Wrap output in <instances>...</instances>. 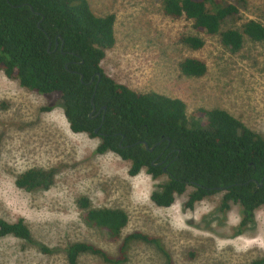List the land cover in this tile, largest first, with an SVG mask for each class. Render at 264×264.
Segmentation results:
<instances>
[{
	"label": "rangeland",
	"instance_id": "1",
	"mask_svg": "<svg viewBox=\"0 0 264 264\" xmlns=\"http://www.w3.org/2000/svg\"><path fill=\"white\" fill-rule=\"evenodd\" d=\"M87 1L97 15L115 14V44L101 64L116 82L138 92L180 98L189 116L198 108L225 109L264 137V40L246 38L234 53L218 36L195 31L185 19L165 16L160 0ZM236 5L238 18L223 27H240L249 19L264 25V0ZM181 34L198 35L204 45L189 48L179 40ZM186 57L203 60L206 73L183 75L179 63ZM51 103L52 110H41ZM58 104L57 95L30 91L0 71V218L23 219L35 241L60 249L45 254L5 236L0 238V264H67L62 249L75 241L115 255L117 243L109 234L83 220L76 203L80 196L94 207L123 209L129 217L123 234L139 230L160 239L164 251L131 242L120 264H247L264 256V206L239 234L241 207L230 203L220 210L223 191L188 209L183 203L193 190L189 186L172 205L157 206L150 194L166 176L153 178L145 169L130 176L129 161L111 151L94 153L99 138L72 132ZM31 167L57 168L49 189L28 192L14 184L16 175ZM78 264L111 263L82 254Z\"/></svg>",
	"mask_w": 264,
	"mask_h": 264
},
{
	"label": "trees",
	"instance_id": "2",
	"mask_svg": "<svg viewBox=\"0 0 264 264\" xmlns=\"http://www.w3.org/2000/svg\"><path fill=\"white\" fill-rule=\"evenodd\" d=\"M162 13L172 20L185 19L208 36H218L222 46L239 51L247 38L264 40V25L253 19L240 27H223L235 21L244 0H160ZM115 14L97 15L87 0H0V71L20 86L41 95H57L59 106L74 133L97 136L94 153H116L129 161L128 174L142 169L153 178L166 176L150 194L157 206L168 207L191 186L183 206L223 191L220 210L230 203L241 207L237 234L254 221V212L264 206V137L222 108H198L192 115L185 102L155 91L138 92L105 73L102 60L115 44ZM187 47L200 49L204 39L181 34ZM186 76L200 77L205 62L186 57L179 63ZM82 75V79L80 78ZM90 79L92 82L89 83ZM97 85L95 86V84ZM93 102L96 117H89ZM55 103L45 105L50 111ZM97 129L96 132L94 130ZM140 141L146 142L147 150ZM57 168L31 167L17 174L14 184L25 191L49 189ZM261 182V186L257 183ZM83 220L105 230L117 243V253L87 241H75L62 251L67 264H78L82 254L120 264L133 241L154 244L160 239L134 230L123 234L128 214L120 208L94 207L86 196L76 199ZM12 236L35 245L41 253L59 251L34 240L23 219L0 218V238ZM169 263V261H168ZM247 264H264V256Z\"/></svg>",
	"mask_w": 264,
	"mask_h": 264
},
{
	"label": "water",
	"instance_id": "3",
	"mask_svg": "<svg viewBox=\"0 0 264 264\" xmlns=\"http://www.w3.org/2000/svg\"><path fill=\"white\" fill-rule=\"evenodd\" d=\"M80 78L82 79V75H80ZM91 82H92V79H90L89 83H91ZM96 85H97V83L95 84V86H96ZM91 104H92V109H91L90 113L88 114L90 118L94 117L95 115H97V114L99 113V111H97V112L95 113V115H92V113L95 111V108H94L93 102H91ZM96 131H97V129L94 130V132H96ZM140 143H142L143 146H144V148L147 149V150H152V149L154 148V146L156 145V144H154L152 147H148V145H147L146 142L140 141ZM254 182L257 183L258 186H261V182H262V181H260V182H256V181L254 180Z\"/></svg>",
	"mask_w": 264,
	"mask_h": 264
},
{
	"label": "flooded vegetation",
	"instance_id": "4",
	"mask_svg": "<svg viewBox=\"0 0 264 264\" xmlns=\"http://www.w3.org/2000/svg\"><path fill=\"white\" fill-rule=\"evenodd\" d=\"M95 115V114H94ZM98 115V114H97ZM97 115H95L94 117H96Z\"/></svg>",
	"mask_w": 264,
	"mask_h": 264
}]
</instances>
